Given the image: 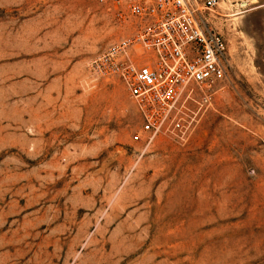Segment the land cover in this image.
Returning <instances> with one entry per match:
<instances>
[{
	"label": "rangeland",
	"instance_id": "rangeland-1",
	"mask_svg": "<svg viewBox=\"0 0 264 264\" xmlns=\"http://www.w3.org/2000/svg\"><path fill=\"white\" fill-rule=\"evenodd\" d=\"M210 19L229 75L147 147L122 82L87 67L137 20L0 0V264H264V0Z\"/></svg>",
	"mask_w": 264,
	"mask_h": 264
},
{
	"label": "built area",
	"instance_id": "built-area-1",
	"mask_svg": "<svg viewBox=\"0 0 264 264\" xmlns=\"http://www.w3.org/2000/svg\"><path fill=\"white\" fill-rule=\"evenodd\" d=\"M101 1L118 22L134 19L137 24L133 34L90 60V79L122 82L141 123L135 142L149 147L161 134L184 137L190 130L186 104L195 98L194 88L211 90L231 68L227 40L210 19L221 0Z\"/></svg>",
	"mask_w": 264,
	"mask_h": 264
},
{
	"label": "bare ground",
	"instance_id": "bare-ground-1",
	"mask_svg": "<svg viewBox=\"0 0 264 264\" xmlns=\"http://www.w3.org/2000/svg\"><path fill=\"white\" fill-rule=\"evenodd\" d=\"M243 6H245V3L244 4H242Z\"/></svg>",
	"mask_w": 264,
	"mask_h": 264
}]
</instances>
